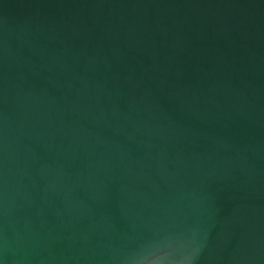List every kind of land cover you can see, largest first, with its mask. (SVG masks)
<instances>
[{
  "label": "water",
  "instance_id": "1",
  "mask_svg": "<svg viewBox=\"0 0 264 264\" xmlns=\"http://www.w3.org/2000/svg\"><path fill=\"white\" fill-rule=\"evenodd\" d=\"M0 264H264V0H0Z\"/></svg>",
  "mask_w": 264,
  "mask_h": 264
}]
</instances>
